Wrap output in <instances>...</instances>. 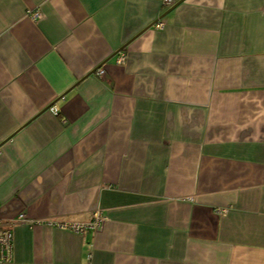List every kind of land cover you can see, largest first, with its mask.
<instances>
[{"label":"crops","instance_id":"obj_1","mask_svg":"<svg viewBox=\"0 0 264 264\" xmlns=\"http://www.w3.org/2000/svg\"><path fill=\"white\" fill-rule=\"evenodd\" d=\"M20 212L1 264H264V0H0Z\"/></svg>","mask_w":264,"mask_h":264},{"label":"built area","instance_id":"obj_2","mask_svg":"<svg viewBox=\"0 0 264 264\" xmlns=\"http://www.w3.org/2000/svg\"><path fill=\"white\" fill-rule=\"evenodd\" d=\"M170 1L171 0H164V3H170ZM29 15L34 21L39 19L41 16L39 10L36 9L32 10ZM154 26L161 27L162 23L157 21L154 23ZM115 61L117 64H123L125 62L124 52L119 51ZM95 71L96 75L98 76L102 75L103 73V69L101 67H97ZM49 109L52 113L56 114L57 108L55 105H50ZM227 209V207H218L215 208V212L221 215L224 214ZM102 219L103 216L98 211H94L92 213V218L88 221H55L52 223L62 229H69L74 232H83L87 229L96 228ZM18 221L30 220H28L23 212H20L17 216L6 222H2V220L0 219V264L4 261L10 260L12 254V233L10 228L6 227V224H13Z\"/></svg>","mask_w":264,"mask_h":264}]
</instances>
